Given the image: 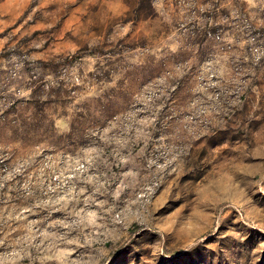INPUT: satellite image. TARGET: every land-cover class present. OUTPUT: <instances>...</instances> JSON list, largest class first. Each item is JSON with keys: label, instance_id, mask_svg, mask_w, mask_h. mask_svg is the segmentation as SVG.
I'll list each match as a JSON object with an SVG mask.
<instances>
[{"label": "rangeland", "instance_id": "rangeland-1", "mask_svg": "<svg viewBox=\"0 0 264 264\" xmlns=\"http://www.w3.org/2000/svg\"><path fill=\"white\" fill-rule=\"evenodd\" d=\"M0 264H264V0H0Z\"/></svg>", "mask_w": 264, "mask_h": 264}, {"label": "built area", "instance_id": "built-area-1", "mask_svg": "<svg viewBox=\"0 0 264 264\" xmlns=\"http://www.w3.org/2000/svg\"><path fill=\"white\" fill-rule=\"evenodd\" d=\"M168 167H173L174 162L173 160H170L167 164ZM161 181L156 180L152 182L149 186L145 188V190L139 195L140 198H142L146 203H149L151 200H153L158 193V191L161 188Z\"/></svg>", "mask_w": 264, "mask_h": 264}]
</instances>
